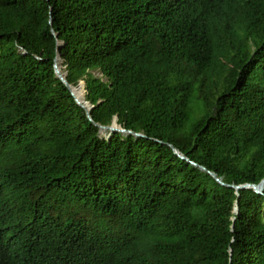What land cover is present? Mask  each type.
<instances>
[{"label":"trees","instance_id":"16d2710c","mask_svg":"<svg viewBox=\"0 0 264 264\" xmlns=\"http://www.w3.org/2000/svg\"><path fill=\"white\" fill-rule=\"evenodd\" d=\"M168 144L264 180V0H0V264H264V189Z\"/></svg>","mask_w":264,"mask_h":264},{"label":"water","instance_id":"95a60500","mask_svg":"<svg viewBox=\"0 0 264 264\" xmlns=\"http://www.w3.org/2000/svg\"><path fill=\"white\" fill-rule=\"evenodd\" d=\"M52 34L54 35L55 38H57V34L52 30ZM62 44V42L57 41V45ZM61 62L62 59L59 56V53L57 52L54 59H53V69H54V73L56 75V77L66 86V88L69 90L71 96L73 97L75 103L80 106L86 114V117L89 121H91L94 126L98 127V129L100 130V134L103 131H107L109 133H120L122 135H133L135 137H144V135L140 134V133H136L130 130H126L124 127H122L121 125H118L116 123V118L113 119L112 123L110 125H100L96 122H93L92 118H91V114H90V110L93 108L92 105H90L87 101L85 100H81L80 98H78L74 92L75 89L77 88H82L83 92L85 93V89H84V82L81 81L78 86H72L71 84L68 83V81L66 80L64 73L62 72V67H61ZM168 146L172 149V151L174 152L175 155H177L180 159H183L187 162H189L191 165H193L194 167H198L200 170L206 172L208 175H210L218 184L224 186V187H228V188H233L236 191L239 190H244V189H251L253 192H255L256 194H263V189H264V180L261 181L258 185H254V184H243V185H229L224 183L221 178H219L215 173L207 170L206 168L197 165L196 163L190 161L188 158H186L177 148H175L173 145L168 144ZM238 213V207H235L234 209V214ZM232 221L234 222V218L232 219ZM232 227V226H231Z\"/></svg>","mask_w":264,"mask_h":264},{"label":"bare ground","instance_id":"6f19581e","mask_svg":"<svg viewBox=\"0 0 264 264\" xmlns=\"http://www.w3.org/2000/svg\"><path fill=\"white\" fill-rule=\"evenodd\" d=\"M76 96L81 100H84V92L82 91L81 87L74 90Z\"/></svg>","mask_w":264,"mask_h":264},{"label":"rangeland","instance_id":"374dc122","mask_svg":"<svg viewBox=\"0 0 264 264\" xmlns=\"http://www.w3.org/2000/svg\"><path fill=\"white\" fill-rule=\"evenodd\" d=\"M92 73H93L95 76L100 77V74H99L98 72L94 71V72H92ZM80 82H81V81H80ZM80 82H79V83H80ZM79 83H78V84H79ZM77 86H78V85H77ZM81 89H82V88H81ZM82 91H83V89H82ZM84 95H85V93H84ZM84 100H85V99H84ZM108 133H109V132H107V131H103V132H101V136L104 137V138H105V137H108Z\"/></svg>","mask_w":264,"mask_h":264}]
</instances>
